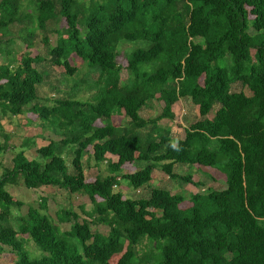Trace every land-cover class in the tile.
Returning <instances> with one entry per match:
<instances>
[{
  "label": "trees",
  "instance_id": "1",
  "mask_svg": "<svg viewBox=\"0 0 264 264\" xmlns=\"http://www.w3.org/2000/svg\"><path fill=\"white\" fill-rule=\"evenodd\" d=\"M22 1L0 0V114L53 117L66 132L61 142L38 149L34 160L23 148L15 151L0 177V247L12 251L15 264H110L116 255L118 264H264V0H29L39 29L45 32L62 18L66 37L50 49L47 62L26 53L15 67V60L7 62L11 52L3 38L24 22ZM131 42L139 46L126 54L123 80L119 48ZM73 55L99 70L89 87L96 93L88 102L63 98L51 107L39 105L48 65L73 76ZM235 84L250 94L234 91ZM159 86L163 110L143 119L140 113L155 101ZM184 99L199 106L200 116L176 140L158 124L173 120V105ZM123 114L128 122L119 129L112 119ZM2 137L0 154L9 150L7 135ZM90 146L97 165L107 154L119 159L108 161V173L93 183L86 182L83 165ZM64 148H71L73 170ZM127 164L136 171L123 174ZM184 166L192 172L180 175ZM196 166L225 173L226 188L185 197L152 186L157 169L173 182L202 185L193 182ZM20 180L29 190L84 193L93 208H81L84 219L61 209L55 222L42 214L48 210L43 198L14 229L12 209L24 203L7 187ZM122 180L141 196L115 191ZM186 201L191 207L183 209ZM96 225L107 226L108 234L93 230ZM26 236L44 252L42 259L30 257ZM145 240L158 251L155 258L138 257Z\"/></svg>",
  "mask_w": 264,
  "mask_h": 264
},
{
  "label": "rangeland",
  "instance_id": "2",
  "mask_svg": "<svg viewBox=\"0 0 264 264\" xmlns=\"http://www.w3.org/2000/svg\"><path fill=\"white\" fill-rule=\"evenodd\" d=\"M86 5H89L91 2L90 0H86ZM22 13L23 15V23L22 24H15L12 25L9 32L7 33L6 37L3 38V41H6L3 46H8V52H11L10 57L7 58V62H13L14 66H18V63L21 61V58L24 54L30 53L32 57L40 56V58L45 59L47 62L49 60V52L50 49L57 45V41L59 38L66 37L65 36V30L67 28V22L65 19L58 18L55 21H51L48 23L47 30L43 32L39 29L38 23L36 20V14H35V6L33 2H30L29 0H23L22 1ZM28 34H32L33 37L28 38ZM27 38V39H26ZM45 38H48L49 45L46 44L44 41ZM30 39V40H29ZM10 41V43L8 41ZM11 44V45H10ZM30 44V47L28 48L27 45ZM139 44L135 42L131 43H124L120 48V54L117 59L118 64L122 68L121 76L122 79L125 80L127 77L126 67H127V60H126V54L130 53L132 50H135L136 47H138ZM7 49V48H6ZM5 59L0 57V65L4 63ZM70 63L73 67L77 68L75 74L73 76H68L65 74V71L61 67H54L53 65H48L50 67L47 68V73H49L48 80H45V82L38 87L39 97L42 99L39 102V105L41 106H47L51 107L54 105V100H59L63 98L68 99H74V100H80L84 102H88L89 99L92 97V94L96 93V90H92L90 92L89 87L90 85H93L98 77H99V70L93 69L90 70L86 67V64L77 56L73 55L70 59ZM42 63L40 65L41 68H43ZM220 65V63H218ZM42 70V69H41ZM45 79V73L40 71ZM97 72V73H96ZM85 81V83H84ZM85 84V85H84ZM201 84H203V81L201 80ZM234 91L240 92L243 89L240 85L235 84L233 86ZM163 89V86H159L156 90V98L155 101H153L152 104L148 105V108H155V111L157 112L156 115H153V113H147V116L150 118L158 116L164 107V104L158 101L159 98V92ZM247 95H249L248 90H243ZM46 100V101H45ZM91 102V101H90ZM182 103V106H181ZM189 103V104H187ZM184 107V108H182ZM199 106L194 105L191 101L182 100L178 101L173 106V113L175 118L173 120L164 119V121H160L159 124H162L163 126H166L164 128H170V130L173 133V137L177 140L183 137L185 135V129L188 128L191 124H194L199 119ZM36 116V117H35ZM12 117V116H10ZM9 117V118H10ZM30 117L33 120L36 118L38 119L37 115H28L24 114L21 119L18 117H15L14 129H11L10 125L8 123H4L5 130L10 131L12 137H16L19 142L24 141V138H27L25 140L26 145L31 144V139L33 138L36 143L38 142L40 145L47 146L50 140H52V137H47V134H45V142L41 140H37V136L41 133L40 129V121L37 122V124L33 125V129L29 130L27 127V124L24 122L27 120L26 118ZM210 118L213 117L211 114L209 116ZM56 120L53 117H50L47 120H44V125H47V127L55 129L56 131L59 130L58 124H56L54 121ZM116 120V119H115ZM167 120V121H166ZM117 123L121 122L120 118H117ZM40 123V125H39ZM42 126V127H43ZM168 126V127H167ZM129 129L132 130L131 133L137 134L138 131L135 129H132L129 127ZM47 130V129H46ZM128 131V128H127ZM66 132V129H65ZM124 132V131H121ZM1 137V136H0ZM29 138V139H28ZM17 141L15 140L14 143ZM146 142V140H145ZM13 143V141H12ZM19 146V145H18ZM37 147L40 146H34L33 149H35L33 152H29L27 155L30 160H34L37 158ZM71 149V148H70ZM92 149L89 148L88 155L90 156L89 160L84 159V164L86 175H87V181L93 182L94 177L99 174V172L103 171L105 172V168H107V165L101 164L98 166H95V161L92 156ZM15 151H12L9 155L6 157H3L2 162L0 164H4V166H7V164L10 163L11 155H13ZM91 154V155H90ZM64 158L67 161V164L69 166V169H73L71 166L72 162V155L67 156V154H64ZM88 164V166H87ZM2 170H0L1 172ZM136 171V168L132 164H127L124 167L123 174H132ZM178 173L188 175L192 172L191 169L188 167H183L182 169H178ZM188 171V172H187ZM187 173V174H186ZM106 175V174H105ZM154 181L152 182L153 187H164L168 188L170 191H175L176 193L182 194L185 197H188L191 194H201L207 189L212 190H224L226 188V175L222 171H219L216 168H200L198 166L195 167V171L193 173V182L195 184H202V185H182L180 182H173L171 181L167 175H165L161 170H155L153 174ZM167 186V187H165ZM7 190L11 193L14 199L21 201L24 203V206L21 208H13L12 209V219L11 226L14 227V229H17L18 221L20 217H24L28 213V209L30 207L32 208H38L40 201L45 198L48 200V210L41 211L42 214L49 215L55 222L56 220V211H59L61 209L71 210L76 212L81 219H84L86 216L82 213V207L85 208V211L90 212L93 208V205L91 204V201L89 197L84 193H77L72 194L67 190L54 188V187H46L38 190H29L25 188L23 185V181L20 180L19 184L17 186H8ZM115 191H121L124 195V198H135L136 195L141 196L139 193H135L132 188L128 186L126 181H121L120 185H118L115 188ZM142 194V193H141ZM181 207L183 209H187L191 207L190 202L186 201L184 202ZM60 227L63 230H69L70 225L69 224H63L60 225ZM93 230L98 231L105 236L108 234L109 228L104 225H96L92 227ZM21 237V236H20ZM28 241H25V247L30 253V257L32 259H42L44 257V252L41 251V249L36 246L33 241H31L26 236ZM22 239V238H21ZM5 250H0V263L2 264H14L15 257L10 253L9 248H5ZM158 251L155 250L152 245L149 244L147 240L144 241L143 245L139 246L137 248V255L140 259L145 258H155L157 256ZM11 254V255H9ZM121 255L114 256L109 262L110 264H118V261L120 259Z\"/></svg>",
  "mask_w": 264,
  "mask_h": 264
},
{
  "label": "crops",
  "instance_id": "3",
  "mask_svg": "<svg viewBox=\"0 0 264 264\" xmlns=\"http://www.w3.org/2000/svg\"><path fill=\"white\" fill-rule=\"evenodd\" d=\"M184 100H187V101H190L189 99H184ZM180 101H182V100H180ZM162 103V102H161ZM187 104H189V103H187ZM181 106H182V103H181ZM182 108H184V107H182ZM172 112H173V107H172ZM147 113H153V115H156L157 114V112L155 111V108H145L144 110H142L141 111V113H140V115H141V117L143 118V119H146V120H153V119H155L156 117H152V118H150L149 116H147ZM198 113H199V111H198ZM26 114H28V115H31V114H33V113H26ZM24 114H22V115H18V116H12V117H10V115H2V114H0V125H1V128H2V135L0 134V143H4V138L2 137V136H5V135H7V137H8V145H9V150L8 151H6V152H4V153H2V154H0V163L2 162V159H3V157H6L7 155H9L10 153H12V151H16V152H18V151H20L21 150V148H23V151L25 152V156L29 159V157H28V153L29 152H33L35 149H33V147L34 146H40V147H37L36 149H40V148H42V147H46L45 145H40L38 142L36 143V141L33 139V138H30L31 139V144H27L26 145V142H25V140H27V138H24V141H21V142H19L20 141V139L18 140L16 137H12V135H11V133H10V131H8V130H5V126L4 125H6V124H4V123H8V125H10L11 127V129H14L15 128V126H14V124H12V123H14V121H15V117H18L19 119H21V117L23 116ZM33 115H35V114H33ZM160 115V114H159ZM10 117V118H9ZM36 117V116H35ZM38 117V116H37ZM117 118H120L121 119V122H119V123H117ZM27 120L24 122L25 124H27V127H28V129L29 130H32L33 129V125H35V124H37V122L38 121H40V123H41V125H40V123H39V127H40V129H41V133L37 136V140L39 141V140H41V141H44L45 142V134H47V137H52L53 139L52 140H50L49 142H47L48 143V145L51 143V142H56V143H59V142H61L65 137H64V135H65V131H64V129H62V128H59V130L58 131H56L55 129H53V127L52 128H49V127H47V125H45V126H43L44 125V122L45 121H42L41 119H35V120H33L32 118H30V117H27L26 118ZM116 119V120H115ZM52 121H54V120H52ZM164 121V120H163ZM167 121V120H166ZM56 124H58V122L57 121H54ZM128 122V120L127 119H125V115L123 114V115H121V116H115L113 119H112V123H113V125L114 126H116L117 128H119V129H124V126H123V124H126ZM63 126L62 127H64V124H62ZM159 125V127L161 128V129H165V130H169L170 131V134H172V136H173V133H172V131L170 130V128H164V127H166V126H163L164 124H163V122H162V124H158ZM43 126V127H42ZM95 126H99V127H101V126H103V124L100 122V121H97L96 123H95ZM59 127V126H58ZM168 127V126H167ZM47 129V130H46ZM187 129V128H186ZM185 129V130H186ZM185 132V131H184ZM184 136L185 135H183V137H181L180 139H183L184 138ZM174 138V137H173ZM29 139V138H28ZM179 139V140H180ZM17 141L16 143H14V141ZM12 141H13V143H12ZM19 145V146H18ZM47 145V146H48ZM23 146V147H22ZM89 148H91L92 150H93V148L90 146ZM89 148L87 149V153H88V150H89ZM71 149H69V148H64L63 149V157H64V154H67V156H69L70 155V153H69V151H70ZM37 152V151H36ZM86 153V156H85V160H89L90 159V156L88 155ZM91 155V154H90ZM92 156H93V151H92ZM37 157H38V153H37ZM94 158V157H93ZM106 160H105V164L107 165V167H108V161L110 162V163H117L118 162V157H116V156H113V155H111V154H107L106 155ZM12 159H13V155H11V160H10V163L9 164H7V166H4V164H0V170H2L1 172H0V177L3 175V173H4V170L6 169V168H10L11 167V163H12ZM36 159V158H35ZM30 160V159H29ZM67 162V161H66ZM103 163V164H104ZM68 165V164H67ZM83 165L84 166H86L85 164H84V160H83ZM71 166H72V162H71ZM87 166H88V164H87ZM95 166H98L96 163H95ZM69 167V166H68ZM125 167V166H124ZM107 169L108 168H105V172H103V171H101V172H99V174H97L95 177H94V181H95V179H96V177L97 176H99L100 175V173H104V174H107L108 173V171H107ZM73 170V169H72ZM84 172H85V175H86V171H85V167H84ZM123 172H124V169H123ZM88 179H87V175H86V182H88L87 181ZM93 181V182H94ZM153 181H154V179H153ZM152 181V182H153ZM93 182H88V183H93ZM135 193H139V194H141V191H135ZM172 193H176L174 190L172 191ZM11 194V193H10ZM5 248H7V247H0V250H5V251H7ZM0 253H1V251H0ZM10 253L13 255V253H12V251H10ZM2 254V253H1ZM0 254V255H1ZM11 254H9V255H11ZM14 256V255H13ZM1 260V259H0ZM1 262V261H0ZM0 264H2V263H0ZM14 264H15V262H14Z\"/></svg>",
  "mask_w": 264,
  "mask_h": 264
},
{
  "label": "clouds",
  "instance_id": "4",
  "mask_svg": "<svg viewBox=\"0 0 264 264\" xmlns=\"http://www.w3.org/2000/svg\"><path fill=\"white\" fill-rule=\"evenodd\" d=\"M189 100H190V99H189ZM179 101H180V100H179ZM190 101H191V100H190ZM174 105H175V104H174ZM174 105H173V106H174ZM162 110H163V109H162ZM160 114H161V113H160ZM158 116H159V115H158ZM158 116H156V117H158ZM163 120H164V119H163ZM168 120H169V119H168ZM161 121H162V120H161ZM159 123H160V122H159ZM116 187H117V186H116ZM116 187H115V188H116Z\"/></svg>",
  "mask_w": 264,
  "mask_h": 264
}]
</instances>
